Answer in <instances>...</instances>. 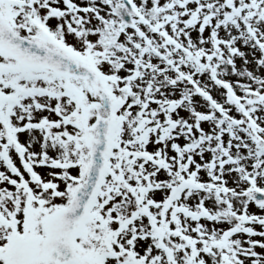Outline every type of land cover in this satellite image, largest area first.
<instances>
[{
    "label": "snow or ice",
    "instance_id": "snow-or-ice-1",
    "mask_svg": "<svg viewBox=\"0 0 264 264\" xmlns=\"http://www.w3.org/2000/svg\"><path fill=\"white\" fill-rule=\"evenodd\" d=\"M0 264H264V0H0Z\"/></svg>",
    "mask_w": 264,
    "mask_h": 264
}]
</instances>
